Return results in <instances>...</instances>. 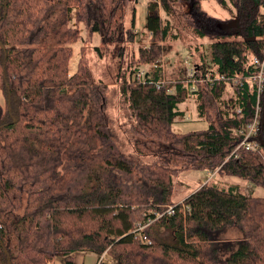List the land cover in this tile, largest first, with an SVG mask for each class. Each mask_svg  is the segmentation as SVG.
Returning <instances> with one entry per match:
<instances>
[{
    "label": "trees",
    "instance_id": "16d2710c",
    "mask_svg": "<svg viewBox=\"0 0 264 264\" xmlns=\"http://www.w3.org/2000/svg\"><path fill=\"white\" fill-rule=\"evenodd\" d=\"M146 1L152 43L119 79L133 147L126 152L108 114V86L91 77L86 45L75 73L69 60L75 41H87L80 22L104 45L135 42L136 5L124 25L132 0H0V264H73L78 251L96 254L100 264L108 255L110 264H264V195L211 180L181 203L173 199L174 178L187 170L264 188V92L260 148L238 147V130L258 101L250 76L253 58L264 55V0H216L235 12L230 27L203 0ZM180 32L210 41L211 60L195 66L200 78H213L195 90L186 77L165 79L157 63L160 41ZM144 63L153 66L140 78ZM190 93L200 117L205 97L218 102V117L202 131L175 132ZM169 205L174 214L157 218ZM230 228L241 232L238 239L225 237Z\"/></svg>",
    "mask_w": 264,
    "mask_h": 264
},
{
    "label": "rangeland",
    "instance_id": "374dc122",
    "mask_svg": "<svg viewBox=\"0 0 264 264\" xmlns=\"http://www.w3.org/2000/svg\"><path fill=\"white\" fill-rule=\"evenodd\" d=\"M203 7L212 15L224 20V26L230 27L237 23L235 12L227 10L216 0H203ZM136 5L135 10V28L139 32L140 38L136 35L135 42H121L103 44L102 38L98 32L90 33L85 23H78L81 37L72 45L73 52L69 60V72L75 73L78 69V62L81 55V46L86 45L84 48L85 58L88 64L91 77L95 81H102L108 86V114L112 121L114 120L116 134H118L119 142L123 150L132 152V145L129 144L128 135L124 131L127 126L128 120L125 119L124 110L120 99V84L119 79L127 76L130 71L131 64L134 65L136 59L139 57V48L150 46L152 39L147 29V1L139 0L134 2L132 0L130 7L127 9L124 19V25L129 26L132 17V6ZM185 9V6L183 7ZM71 25H75L72 22ZM209 40H203L199 37L186 32H180L176 39L168 38L166 41H160L162 47V55L157 63L164 71V77L167 80L175 81L178 78H185L186 71L195 63H201V59L205 58L206 63L211 60V52L209 50ZM98 46L100 49H96ZM141 70L147 71L153 66L152 63H144ZM203 82H207V76L204 74ZM237 83V82H236ZM202 86L205 85L201 83ZM204 89V88H203ZM228 91L225 94L227 99L232 93V87L228 86ZM3 100V99H2ZM205 112L204 116L200 117L197 111V102L195 96L191 93L186 101L180 105L181 109L185 111V116L176 118L172 123L171 129L179 133H188L191 131L201 130L208 127L210 122H213L218 117V102L213 101L209 97H205ZM122 108L123 110H121ZM188 171V172H187ZM182 171L174 178L173 184V199L176 203H181L183 197L190 195L194 192L196 187L204 186L206 182L218 181L221 187H228L232 185H240L241 189L251 195L262 196L264 195V188L252 183L248 180L241 179L234 175H220L214 172H205L200 170H187ZM213 177V178H212ZM204 180V184H201ZM168 232L163 229L162 235ZM241 232L235 228H230L225 237L239 238ZM242 236V235H241ZM113 260L111 255L107 256L106 264H110ZM100 264V261H99Z\"/></svg>",
    "mask_w": 264,
    "mask_h": 264
},
{
    "label": "built area",
    "instance_id": "2783aa9c",
    "mask_svg": "<svg viewBox=\"0 0 264 264\" xmlns=\"http://www.w3.org/2000/svg\"><path fill=\"white\" fill-rule=\"evenodd\" d=\"M137 31V30H136ZM252 63H254L255 67L257 68V71L250 76V81L252 85L255 86V90L257 91L258 101L255 109V113L253 118L249 121L246 127L238 130V133L240 136H242V140L238 147L242 146L246 150L250 151H257L260 148V131H261V95L264 92V55L262 57H254ZM146 71L141 70L137 76L143 77ZM198 70L195 65H192L189 67L186 71V85L190 90H195L197 87V84L200 81H203L202 78L198 76ZM207 80H212L213 76L208 72L207 73ZM222 78V77H219ZM164 80L159 81L156 86L157 88H160L163 84ZM240 112V110H238ZM186 208H188L186 206ZM175 208L173 205L167 206V208L163 211H159L156 213L157 218L163 216L164 214H174ZM151 221V220H150ZM149 221V222H150ZM148 222V223H149ZM147 223V224H148ZM146 223L139 226V230L143 229L146 225ZM144 239L148 240L147 237H144Z\"/></svg>",
    "mask_w": 264,
    "mask_h": 264
},
{
    "label": "crops",
    "instance_id": "0c3cea01",
    "mask_svg": "<svg viewBox=\"0 0 264 264\" xmlns=\"http://www.w3.org/2000/svg\"><path fill=\"white\" fill-rule=\"evenodd\" d=\"M188 172V171H187ZM201 184H204V180ZM200 187H196L194 191L198 190ZM188 196V195H186ZM184 196L183 199L186 197ZM99 256L91 252H82L78 251L74 254V263L73 264H99ZM54 264H65V260L63 258H56ZM101 264H106L101 263Z\"/></svg>",
    "mask_w": 264,
    "mask_h": 264
},
{
    "label": "water",
    "instance_id": "95a60500",
    "mask_svg": "<svg viewBox=\"0 0 264 264\" xmlns=\"http://www.w3.org/2000/svg\"><path fill=\"white\" fill-rule=\"evenodd\" d=\"M259 139H261V135H260V138Z\"/></svg>",
    "mask_w": 264,
    "mask_h": 264
}]
</instances>
